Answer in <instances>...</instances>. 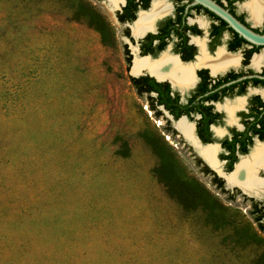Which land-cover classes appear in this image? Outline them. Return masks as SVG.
<instances>
[{
  "label": "rangeland",
  "instance_id": "obj_1",
  "mask_svg": "<svg viewBox=\"0 0 264 264\" xmlns=\"http://www.w3.org/2000/svg\"><path fill=\"white\" fill-rule=\"evenodd\" d=\"M110 18L0 0V264H256L253 198L149 112Z\"/></svg>",
  "mask_w": 264,
  "mask_h": 264
},
{
  "label": "flooded vegetation",
  "instance_id": "obj_2",
  "mask_svg": "<svg viewBox=\"0 0 264 264\" xmlns=\"http://www.w3.org/2000/svg\"><path fill=\"white\" fill-rule=\"evenodd\" d=\"M95 1L111 17L116 39L118 29L130 81L149 112L173 125L171 134L184 139L218 190L251 196V213L264 214V202L255 200L264 201V187L248 192L230 181L245 161L264 157V46L197 0ZM211 1L264 33L252 24L264 22V0L258 13L253 0ZM254 172L264 182V165Z\"/></svg>",
  "mask_w": 264,
  "mask_h": 264
},
{
  "label": "bare ground",
  "instance_id": "obj_3",
  "mask_svg": "<svg viewBox=\"0 0 264 264\" xmlns=\"http://www.w3.org/2000/svg\"><path fill=\"white\" fill-rule=\"evenodd\" d=\"M261 3H262V0H253V6L255 7L254 9H255L256 13H258L257 10L259 11V9L257 8V5H259V4L261 5ZM181 129L183 131H185L186 134H191L190 133L191 131L189 132L187 125H185L184 123H181ZM259 149H261V148H259ZM260 154H262V153H260ZM262 155H264V152ZM251 162L245 161L244 164H242L241 167H239V169H238L237 173H235L234 177H232L230 180L231 183L241 186L245 191H248V192L249 191L251 192L257 188H263L264 187V182L259 180L255 176V172H254L255 169L257 170L258 166L264 165V157H260V158L256 159L254 162L251 160Z\"/></svg>",
  "mask_w": 264,
  "mask_h": 264
},
{
  "label": "water",
  "instance_id": "obj_4",
  "mask_svg": "<svg viewBox=\"0 0 264 264\" xmlns=\"http://www.w3.org/2000/svg\"><path fill=\"white\" fill-rule=\"evenodd\" d=\"M197 1L201 2L206 7L215 11L225 21H227V23L235 31H237L240 34V36L245 38L247 41L258 46H264V33L263 34L256 33L255 31H253L252 29L248 28L243 23H241L239 20H237L228 11L213 3L211 0H197Z\"/></svg>",
  "mask_w": 264,
  "mask_h": 264
},
{
  "label": "trees",
  "instance_id": "obj_5",
  "mask_svg": "<svg viewBox=\"0 0 264 264\" xmlns=\"http://www.w3.org/2000/svg\"><path fill=\"white\" fill-rule=\"evenodd\" d=\"M251 214L253 215V219L257 223L259 230L264 234V214H255L254 212ZM250 236L252 240L256 239V234H251ZM256 260V264H262L261 261H264V256L261 255Z\"/></svg>",
  "mask_w": 264,
  "mask_h": 264
}]
</instances>
